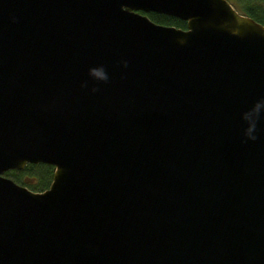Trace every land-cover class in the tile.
I'll return each instance as SVG.
<instances>
[{"label":"water","instance_id":"water-1","mask_svg":"<svg viewBox=\"0 0 264 264\" xmlns=\"http://www.w3.org/2000/svg\"><path fill=\"white\" fill-rule=\"evenodd\" d=\"M261 99L230 0H0V264H264ZM39 161L43 190L4 174Z\"/></svg>","mask_w":264,"mask_h":264},{"label":"trees","instance_id":"trees-1","mask_svg":"<svg viewBox=\"0 0 264 264\" xmlns=\"http://www.w3.org/2000/svg\"><path fill=\"white\" fill-rule=\"evenodd\" d=\"M244 3L242 5L243 10L251 16H253L256 20L264 23V0H242ZM147 14L151 19L163 24H174L176 26L185 27L186 20L176 17L174 15L156 12V11H147ZM54 167L48 163H27L22 169H11L7 171L5 174L12 177L15 181L20 182L24 185H27L29 188L33 190H43L48 187L52 175H53ZM28 178H35L32 181H28ZM25 176V177H24Z\"/></svg>","mask_w":264,"mask_h":264},{"label":"clouds","instance_id":"clouds-1","mask_svg":"<svg viewBox=\"0 0 264 264\" xmlns=\"http://www.w3.org/2000/svg\"><path fill=\"white\" fill-rule=\"evenodd\" d=\"M15 19V18H13ZM123 67H128V61L124 60L122 61ZM88 75L96 80L101 82H108L109 76L103 67V65L97 66V67H91L88 70ZM86 84H82V87H86ZM98 89L93 87L92 91L96 92ZM264 109V99H261L257 101L251 109L244 112L242 114V120L246 122L247 127L244 129V136L247 138V140L255 141L257 139V136L255 135L257 130V124L261 118V111Z\"/></svg>","mask_w":264,"mask_h":264},{"label":"rangeland","instance_id":"rangeland-1","mask_svg":"<svg viewBox=\"0 0 264 264\" xmlns=\"http://www.w3.org/2000/svg\"><path fill=\"white\" fill-rule=\"evenodd\" d=\"M240 11L243 10V7L242 5L244 3H242L243 1L242 0H230Z\"/></svg>","mask_w":264,"mask_h":264},{"label":"flooded vegetation","instance_id":"flooded-vegetation-1","mask_svg":"<svg viewBox=\"0 0 264 264\" xmlns=\"http://www.w3.org/2000/svg\"><path fill=\"white\" fill-rule=\"evenodd\" d=\"M29 163H47V162L39 161V162H29ZM48 164H50V163H48ZM51 165H53V164H51ZM24 167H25V166H24ZM24 167H23V168H24ZM53 167H54V165H53ZM12 169H18V168H12ZM20 169H22V168H20ZM9 170H11V169H9ZM9 170H7V171H9ZM7 171H5L4 174H5ZM5 175H6V174H5ZM52 176H53V175H52ZM24 177H25V176H24ZM28 177H29V176L26 175V178H28ZM34 179H35L34 177L31 178V179L28 178V181H27V182L32 181V180H34ZM19 183H20V182H19ZM21 184H22V183H21Z\"/></svg>","mask_w":264,"mask_h":264}]
</instances>
